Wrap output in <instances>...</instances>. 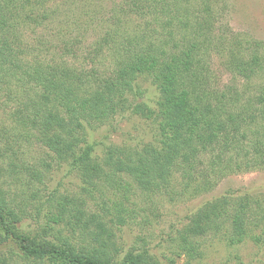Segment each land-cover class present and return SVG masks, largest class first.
Returning <instances> with one entry per match:
<instances>
[{
	"label": "trees",
	"instance_id": "1",
	"mask_svg": "<svg viewBox=\"0 0 264 264\" xmlns=\"http://www.w3.org/2000/svg\"><path fill=\"white\" fill-rule=\"evenodd\" d=\"M51 1L0 0V72L29 95L13 114L55 161L68 163L91 187L126 174L153 195L170 187L173 172L185 186L181 195H199L230 173L264 164V92L245 98L236 81L219 89L203 80L208 42L199 39L215 23L214 0H111L107 10L100 3L105 0H64L50 9ZM68 6L74 8L65 12ZM32 34L40 35L38 42H29ZM238 45L228 68L253 86L264 78V56L258 43ZM149 73L165 99L161 147L150 143L135 154L112 149L105 163L98 162L85 125L105 123L127 108L128 94L139 90L137 78ZM141 106L136 102L131 110L142 113ZM227 200L222 195L194 211L182 234L187 252H196L191 236L226 222L242 235L249 202L230 213ZM118 212L111 221L123 225ZM20 221L0 184V264H107L101 252L81 254L68 241L31 238L17 228ZM147 257L126 259L144 264Z\"/></svg>",
	"mask_w": 264,
	"mask_h": 264
},
{
	"label": "rangeland",
	"instance_id": "2",
	"mask_svg": "<svg viewBox=\"0 0 264 264\" xmlns=\"http://www.w3.org/2000/svg\"><path fill=\"white\" fill-rule=\"evenodd\" d=\"M63 2L55 0L47 6L54 9ZM100 3L106 10L113 4L111 0ZM214 14L211 30L199 39L208 42L203 45L206 54L201 55L206 67L203 80L219 89L233 87L236 81L245 98L259 95L264 92V78H257L252 86L235 79L228 67H232V51L241 43L245 47L258 43L264 56V0H214ZM39 39L40 35L32 34L29 42ZM9 81L0 72V184L10 208L21 217L16 225L23 234L68 241L81 254L101 252L107 264H130L129 254L142 253L151 256L144 264H264V164L230 173L213 190L199 195L192 190L181 195L185 186L176 172L170 187L157 195L126 174L104 177L105 182L96 180L97 186L91 187L68 163L55 161L50 149L30 136L31 128L26 130L17 121L13 113L24 109L29 95ZM136 83L139 90L128 94L127 108L105 123L85 125L87 143L94 146L93 156L100 163L112 149L135 154L150 143L161 147L164 95L151 73L139 75ZM136 102L142 104V113L131 110ZM201 179L197 177L193 184ZM222 195L228 197L230 213L241 201L249 202L242 235L226 222L216 231L191 236L196 252H187L182 234L194 211ZM118 209L126 219L123 225L111 221Z\"/></svg>",
	"mask_w": 264,
	"mask_h": 264
}]
</instances>
